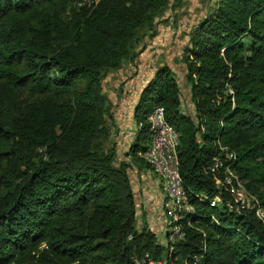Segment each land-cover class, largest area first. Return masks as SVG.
Masks as SVG:
<instances>
[{"label":"trees","instance_id":"1","mask_svg":"<svg viewBox=\"0 0 264 264\" xmlns=\"http://www.w3.org/2000/svg\"><path fill=\"white\" fill-rule=\"evenodd\" d=\"M168 3L0 0V264H132L145 253L166 264H264V220L236 210L221 173L209 171L218 142L264 211V0H212L177 61L191 112L181 110L177 72L157 66L133 105L141 126L128 160L111 144L102 80L156 35ZM154 105L177 132L193 205L172 248L137 227L128 176L146 166L137 152Z\"/></svg>","mask_w":264,"mask_h":264},{"label":"built area","instance_id":"2","mask_svg":"<svg viewBox=\"0 0 264 264\" xmlns=\"http://www.w3.org/2000/svg\"><path fill=\"white\" fill-rule=\"evenodd\" d=\"M98 0H72L76 8L93 6ZM148 126V141L142 151L137 155L144 161L149 172L153 174L163 190V198L159 203L161 210V226L158 230L148 227L155 235L159 244L172 248L174 242L183 239L182 222L188 224V214L193 211L182 179L178 172V159L176 147L178 136L175 129L165 120L161 105H154L146 114L145 121ZM141 123L136 124L140 128ZM235 154L220 143H216V152L211 158L209 171L219 172L228 192L234 198L236 210L252 209L255 216L264 220V211L256 204L245 189L243 182L238 178L232 165ZM132 186L133 179H129ZM200 200V198H198ZM220 203V197L215 194L209 201V206ZM132 264H166V259L151 258L147 253L142 257H132Z\"/></svg>","mask_w":264,"mask_h":264},{"label":"rangeland","instance_id":"3","mask_svg":"<svg viewBox=\"0 0 264 264\" xmlns=\"http://www.w3.org/2000/svg\"><path fill=\"white\" fill-rule=\"evenodd\" d=\"M72 3V0H70ZM212 0H169L167 9L158 22L155 23L156 35L145 40L143 48L132 62L123 60L118 69H110L102 80V91L109 103L110 118L107 124L110 125V141L114 144V151L118 155L117 145L125 144L129 135L124 133L127 129V112L131 110L130 105H134L137 99V93L142 85L151 77L157 66L167 65L172 70H176V78L182 97V87L184 86L183 74L178 70L180 64L181 50L188 40L187 33L194 25L206 14ZM72 5V4H71ZM139 47L136 46V49ZM148 78V79H147ZM133 92L124 93V89ZM187 91V88L186 90ZM134 93H136L134 95ZM126 105L121 101L124 96ZM186 108L183 105L182 109ZM187 109V108H186ZM191 112V110H189ZM131 116V115H129ZM112 129V131H111ZM125 137V138H124ZM119 159V158H118ZM131 175V171H128ZM250 175L255 176L254 171ZM247 185V192L253 198L258 188L243 179ZM139 222V221H138ZM150 225V224H149ZM151 226V225H150Z\"/></svg>","mask_w":264,"mask_h":264},{"label":"crops","instance_id":"4","mask_svg":"<svg viewBox=\"0 0 264 264\" xmlns=\"http://www.w3.org/2000/svg\"><path fill=\"white\" fill-rule=\"evenodd\" d=\"M178 70L181 71V73L183 72L182 71L183 67L181 64H180V67H178ZM178 80L179 79L177 78V81ZM182 80L184 81V79ZM183 85L184 86L182 88L184 90H182V97H181V92H180L181 110L184 112H189V110H192V104L189 100L188 89L187 91H185L187 87L185 86V84ZM123 89H124V93L131 92L129 91V89H126V88H123ZM131 94L133 96V92H131ZM135 94L136 93H134V95ZM124 97H125V94L121 99L122 102L125 101ZM134 102L136 101L134 100ZM123 104L126 105V101ZM183 105L186 106L187 109L184 107L185 110H183L182 109ZM130 107H131V110L127 112V115L125 117L127 119V129L125 128V131H124V133L126 135H129V137L127 138V140L124 139L125 144L117 145V149L119 150L118 155L116 154L117 151L115 153L117 155V159L119 158V159L128 160V157L125 156L124 153L127 151V148L129 147V143L131 142L133 138L134 131L136 130V124L134 123L132 119L133 106L130 105ZM128 171H131V175L128 174L129 179H133L131 188H132L133 197L135 201V215H136L137 227L143 225V226H146V228L148 227L154 228V231L158 230L159 227L161 226V220H162V217H161L162 213L159 207V203L161 199L163 198V190L160 184L158 183L156 177L149 172L148 168L145 165H140V167L131 166L130 170Z\"/></svg>","mask_w":264,"mask_h":264}]
</instances>
